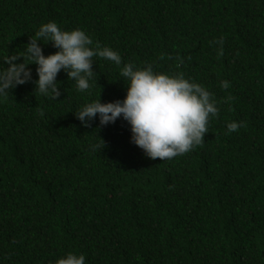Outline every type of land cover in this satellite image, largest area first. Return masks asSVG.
<instances>
[{
    "label": "trees",
    "instance_id": "16d2710c",
    "mask_svg": "<svg viewBox=\"0 0 264 264\" xmlns=\"http://www.w3.org/2000/svg\"><path fill=\"white\" fill-rule=\"evenodd\" d=\"M49 20L85 30L122 63L184 72L214 93L219 111L200 145L162 160L130 141L123 118L97 128L98 119L84 126L74 115L98 96L123 98L112 61L93 57L83 92L63 70L56 99L31 81L8 90L0 264H54L67 251L84 264H264V0H0V56ZM233 120L243 123L229 133Z\"/></svg>",
    "mask_w": 264,
    "mask_h": 264
},
{
    "label": "clouds",
    "instance_id": "9594fccd",
    "mask_svg": "<svg viewBox=\"0 0 264 264\" xmlns=\"http://www.w3.org/2000/svg\"><path fill=\"white\" fill-rule=\"evenodd\" d=\"M40 41H51L56 50L45 54ZM216 43L220 45L219 54L223 37ZM93 57L105 58L119 66V76L126 90L123 98L102 102L98 96L80 105L73 112L82 125L88 126L93 119H98V128L123 118L130 128V141L152 159H171L203 142L210 117L215 116L219 108L214 93L202 83L182 71L158 70L152 62L122 63L117 50L108 45L100 46L98 42L94 44L85 30L63 29L54 20L42 23L35 38L30 36L18 51L0 56V97H5L7 91L17 85L31 81L39 93L56 99L61 94L57 84L61 70L75 81L78 91L88 90L94 74ZM31 63L36 65L35 79L28 66ZM229 84L228 80L220 81L221 88ZM242 123L227 122V132L237 130ZM104 143L101 139L99 144L90 143L89 147L100 149ZM84 261L83 253L67 251L58 256L54 264H84Z\"/></svg>",
    "mask_w": 264,
    "mask_h": 264
}]
</instances>
